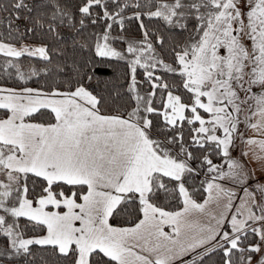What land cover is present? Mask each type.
<instances>
[{
    "label": "snow or ice",
    "instance_id": "snow-or-ice-1",
    "mask_svg": "<svg viewBox=\"0 0 264 264\" xmlns=\"http://www.w3.org/2000/svg\"><path fill=\"white\" fill-rule=\"evenodd\" d=\"M213 258L264 264V0H0V264Z\"/></svg>",
    "mask_w": 264,
    "mask_h": 264
},
{
    "label": "trees",
    "instance_id": "trees-1",
    "mask_svg": "<svg viewBox=\"0 0 264 264\" xmlns=\"http://www.w3.org/2000/svg\"><path fill=\"white\" fill-rule=\"evenodd\" d=\"M4 15H7V14L5 13ZM129 27H130V31H132L137 36L139 35L138 26L134 22ZM103 75L111 76L112 75V72L109 70L106 73H102V76ZM31 86L38 87V85H36L34 83H32ZM131 219H132V217H130V216L121 215V216L116 217L115 219H113L111 222L114 225H120V226H122V225H125L127 222H129ZM49 259L51 260L52 258L49 256ZM37 264H40L39 260L37 261ZM208 264H218L217 258H213V259L209 260L208 261Z\"/></svg>",
    "mask_w": 264,
    "mask_h": 264
}]
</instances>
